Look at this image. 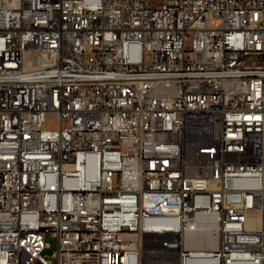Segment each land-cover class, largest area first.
I'll use <instances>...</instances> for the list:
<instances>
[{
  "label": "built area",
  "instance_id": "1",
  "mask_svg": "<svg viewBox=\"0 0 264 264\" xmlns=\"http://www.w3.org/2000/svg\"><path fill=\"white\" fill-rule=\"evenodd\" d=\"M48 233L56 264H264V0H0V264Z\"/></svg>",
  "mask_w": 264,
  "mask_h": 264
},
{
  "label": "rangeland",
  "instance_id": "2",
  "mask_svg": "<svg viewBox=\"0 0 264 264\" xmlns=\"http://www.w3.org/2000/svg\"><path fill=\"white\" fill-rule=\"evenodd\" d=\"M45 244L47 249L43 251L42 256L50 263L56 264V251H57V240L52 233L45 234L44 237Z\"/></svg>",
  "mask_w": 264,
  "mask_h": 264
},
{
  "label": "bare ground",
  "instance_id": "3",
  "mask_svg": "<svg viewBox=\"0 0 264 264\" xmlns=\"http://www.w3.org/2000/svg\"><path fill=\"white\" fill-rule=\"evenodd\" d=\"M208 236L207 235H202L200 236L194 243L195 248H200L202 244L206 241L207 242V247L213 248L215 246V241L214 238H209L207 240Z\"/></svg>",
  "mask_w": 264,
  "mask_h": 264
}]
</instances>
